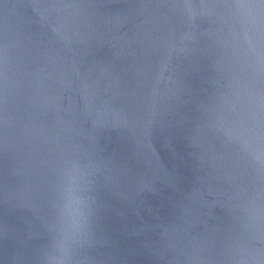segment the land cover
<instances>
[{
	"label": "water",
	"instance_id": "1",
	"mask_svg": "<svg viewBox=\"0 0 264 264\" xmlns=\"http://www.w3.org/2000/svg\"><path fill=\"white\" fill-rule=\"evenodd\" d=\"M264 0H0V264H264Z\"/></svg>",
	"mask_w": 264,
	"mask_h": 264
},
{
	"label": "clouds",
	"instance_id": "2",
	"mask_svg": "<svg viewBox=\"0 0 264 264\" xmlns=\"http://www.w3.org/2000/svg\"><path fill=\"white\" fill-rule=\"evenodd\" d=\"M249 149L255 154V158L258 162L264 163V144L255 143L248 144ZM54 264H64L62 260L54 261Z\"/></svg>",
	"mask_w": 264,
	"mask_h": 264
}]
</instances>
